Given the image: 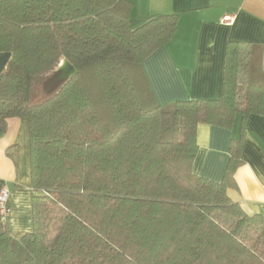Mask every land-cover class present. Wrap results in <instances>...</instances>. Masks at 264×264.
Segmentation results:
<instances>
[{"label":"trees","instance_id":"1","mask_svg":"<svg viewBox=\"0 0 264 264\" xmlns=\"http://www.w3.org/2000/svg\"><path fill=\"white\" fill-rule=\"evenodd\" d=\"M127 0H0V133L30 128L32 230L0 220V264H264V215L228 195L243 163L230 145L224 178L198 175V126L264 116V48L240 79L228 45L223 95L161 105L143 61L170 42L178 14L132 28ZM67 58L77 74L35 100Z\"/></svg>","mask_w":264,"mask_h":264},{"label":"crops","instance_id":"2","mask_svg":"<svg viewBox=\"0 0 264 264\" xmlns=\"http://www.w3.org/2000/svg\"><path fill=\"white\" fill-rule=\"evenodd\" d=\"M132 4V28L153 17L178 14L174 38L143 61L144 72L158 102L216 99L223 95L228 45L241 46L240 79L248 76L251 53L264 48V0H127ZM231 17L232 22L225 21ZM242 137L243 163L236 169L229 197L250 214L264 215V116L251 115L243 125L238 116L231 128L201 123L194 171L221 181L230 160V145ZM10 192V213L0 220L10 235L21 238L32 230L30 128L13 117L0 133V190Z\"/></svg>","mask_w":264,"mask_h":264},{"label":"water","instance_id":"3","mask_svg":"<svg viewBox=\"0 0 264 264\" xmlns=\"http://www.w3.org/2000/svg\"><path fill=\"white\" fill-rule=\"evenodd\" d=\"M11 58V53L0 54V73L7 67ZM77 74L75 66L67 59L61 60L56 70L48 76L43 84L46 95L55 93L65 82L69 81Z\"/></svg>","mask_w":264,"mask_h":264},{"label":"built area","instance_id":"4","mask_svg":"<svg viewBox=\"0 0 264 264\" xmlns=\"http://www.w3.org/2000/svg\"><path fill=\"white\" fill-rule=\"evenodd\" d=\"M225 21L230 23L232 22V18L226 17ZM9 196V189L7 187H3L0 190V215L3 219L10 213V208L8 207Z\"/></svg>","mask_w":264,"mask_h":264},{"label":"rangeland","instance_id":"5","mask_svg":"<svg viewBox=\"0 0 264 264\" xmlns=\"http://www.w3.org/2000/svg\"><path fill=\"white\" fill-rule=\"evenodd\" d=\"M43 82H44V80L40 84H38V86H37L36 95H35L36 101L41 100L47 96L46 92L43 89V87H44ZM64 264H71V263L69 261H66Z\"/></svg>","mask_w":264,"mask_h":264}]
</instances>
